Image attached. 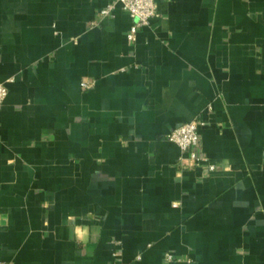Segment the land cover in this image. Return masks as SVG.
<instances>
[{
    "label": "crops",
    "instance_id": "0c3cea01",
    "mask_svg": "<svg viewBox=\"0 0 264 264\" xmlns=\"http://www.w3.org/2000/svg\"><path fill=\"white\" fill-rule=\"evenodd\" d=\"M109 1L0 0V264H264V0Z\"/></svg>",
    "mask_w": 264,
    "mask_h": 264
},
{
    "label": "built area",
    "instance_id": "2783aa9c",
    "mask_svg": "<svg viewBox=\"0 0 264 264\" xmlns=\"http://www.w3.org/2000/svg\"><path fill=\"white\" fill-rule=\"evenodd\" d=\"M117 6H120L132 19L133 24L127 34V40L134 42L138 31L149 25V22L159 17L156 0H110L104 9L100 11V16L108 17L112 14ZM92 87V83L82 82L81 89L86 91ZM7 87L0 83V108L2 107L7 97ZM202 125L200 120H194L189 123L182 124L168 133L165 137L166 141L178 147L181 157L179 158V165L185 167L186 162H192L194 165L204 163L205 159L197 154V147L199 143L198 128ZM209 169L212 171L213 166ZM164 260L167 263L179 262L173 255L165 254Z\"/></svg>",
    "mask_w": 264,
    "mask_h": 264
}]
</instances>
